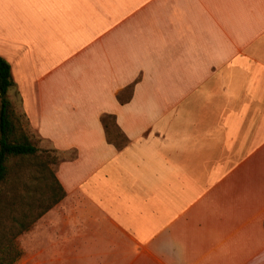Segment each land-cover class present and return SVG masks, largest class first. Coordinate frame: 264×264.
<instances>
[{"label": "crops", "instance_id": "crops-1", "mask_svg": "<svg viewBox=\"0 0 264 264\" xmlns=\"http://www.w3.org/2000/svg\"><path fill=\"white\" fill-rule=\"evenodd\" d=\"M0 57L62 155L13 264H264V0H0Z\"/></svg>", "mask_w": 264, "mask_h": 264}, {"label": "rangeland", "instance_id": "rangeland-1", "mask_svg": "<svg viewBox=\"0 0 264 264\" xmlns=\"http://www.w3.org/2000/svg\"><path fill=\"white\" fill-rule=\"evenodd\" d=\"M5 97L14 113L15 133L26 135L31 144L38 149L37 155L32 159L9 158L7 160L8 180L0 188V247L7 250V253L10 251L7 256L1 258L9 262L17 252L20 253L19 247L27 241L25 233L44 213L59 203L57 200L60 192L53 179V173L62 155L60 156L37 137L36 130L27 121L21 109L19 97L13 88L7 91ZM107 125L110 131L114 130L111 122ZM23 214L26 215L24 224H29L33 218L39 217L28 230L19 234L20 230L16 226H11V219L20 220Z\"/></svg>", "mask_w": 264, "mask_h": 264}, {"label": "trees", "instance_id": "trees-1", "mask_svg": "<svg viewBox=\"0 0 264 264\" xmlns=\"http://www.w3.org/2000/svg\"><path fill=\"white\" fill-rule=\"evenodd\" d=\"M12 86L11 73L9 64L0 57V188L7 182L8 180V167L7 160L9 158L16 159H32L37 153L38 149H36L30 142L29 138L26 135H20L15 133V127L13 122L14 113L10 108V103L6 99V93ZM110 120V121H108ZM103 127L105 129V134L109 143L113 144L118 150L122 149L125 145L128 144L127 139L123 136V134L119 131L117 126L115 125L114 118L111 116H105L102 118ZM108 122H111L114 130L110 131ZM58 162V161H57ZM54 179V175H53ZM55 181V179H54ZM56 183V182H55ZM57 185V183H56ZM58 190L60 192V197L57 201H60L64 196L61 188L59 186ZM33 218V220L29 224H24V220L26 219V215L23 214L21 219L12 218V227H17L21 232H25L28 230L30 225L38 218ZM1 225V220H0ZM10 251L7 253V250L0 247V264H13L16 259L20 256L17 252L9 262L3 261L1 258L3 256H7Z\"/></svg>", "mask_w": 264, "mask_h": 264}]
</instances>
